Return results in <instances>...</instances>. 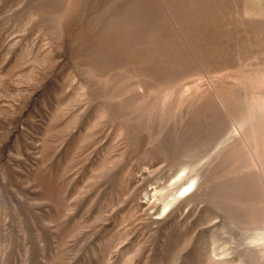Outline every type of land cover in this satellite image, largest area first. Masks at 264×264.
I'll return each mask as SVG.
<instances>
[{"label": "rangeland", "instance_id": "374dc122", "mask_svg": "<svg viewBox=\"0 0 264 264\" xmlns=\"http://www.w3.org/2000/svg\"><path fill=\"white\" fill-rule=\"evenodd\" d=\"M0 264H264V15L0 0Z\"/></svg>", "mask_w": 264, "mask_h": 264}, {"label": "crops", "instance_id": "0c3cea01", "mask_svg": "<svg viewBox=\"0 0 264 264\" xmlns=\"http://www.w3.org/2000/svg\"><path fill=\"white\" fill-rule=\"evenodd\" d=\"M249 2L264 15V0H249Z\"/></svg>", "mask_w": 264, "mask_h": 264}]
</instances>
